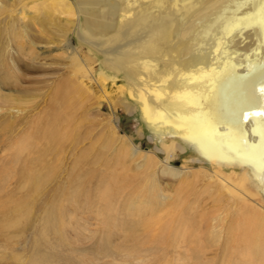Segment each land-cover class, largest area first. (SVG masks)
Wrapping results in <instances>:
<instances>
[{
    "label": "rangeland",
    "instance_id": "rangeland-1",
    "mask_svg": "<svg viewBox=\"0 0 264 264\" xmlns=\"http://www.w3.org/2000/svg\"><path fill=\"white\" fill-rule=\"evenodd\" d=\"M154 9L0 0V264H28L40 251L63 258L53 264H264L262 188L182 142L170 153L129 94L145 72L121 46L160 35ZM230 21L192 72L239 80L223 93L256 109L264 55L235 61L224 42ZM210 85L193 89L205 101Z\"/></svg>",
    "mask_w": 264,
    "mask_h": 264
},
{
    "label": "bare ground",
    "instance_id": "bare-ground-1",
    "mask_svg": "<svg viewBox=\"0 0 264 264\" xmlns=\"http://www.w3.org/2000/svg\"><path fill=\"white\" fill-rule=\"evenodd\" d=\"M129 1L154 5L158 13L155 21L160 27V35H151L149 41L121 46L124 53L138 55L137 63L145 72V77L137 76L138 85L129 93L141 106L144 117H140L155 134L170 139V153L175 149V141L182 142L218 171L225 168L247 171L264 194V82L256 88L260 100L253 106L257 108L250 109V104L239 109L230 103L232 94L223 93L225 87H233L239 80L228 76L213 80V84L209 81L213 75L208 70L192 72L196 58L210 55L208 38L226 19L232 22L226 25L224 42L235 61L250 59L258 50L264 55V31L260 27L264 23V0ZM48 4L55 9V2ZM200 83L202 88L211 84L205 101L201 98V87L193 89ZM126 143L130 158L138 157L136 148L129 140ZM164 164L167 173L175 174L176 170L168 165V157ZM253 216L255 220L260 215ZM257 218L254 222L260 220ZM263 229L257 232L259 236L264 234ZM34 256L28 264H50L63 259L41 251Z\"/></svg>",
    "mask_w": 264,
    "mask_h": 264
}]
</instances>
